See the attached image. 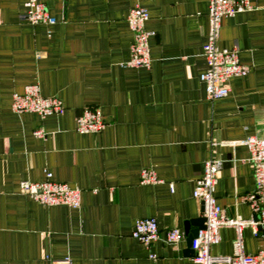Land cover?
<instances>
[{"label": "crops", "instance_id": "crops-1", "mask_svg": "<svg viewBox=\"0 0 264 264\" xmlns=\"http://www.w3.org/2000/svg\"><path fill=\"white\" fill-rule=\"evenodd\" d=\"M42 1L55 25H30L24 0H0V264H195L185 226L203 217L192 193L210 157L221 162L218 206L228 218H253L242 201L255 183L241 141L264 135V0L222 19L218 46L238 49L249 72L213 102L200 80L209 0ZM134 7L147 10L154 33L147 69L124 66ZM29 85L61 100L64 113H14L12 95ZM86 108L100 110L101 132H76ZM39 128L46 138L33 135ZM143 169L162 182L141 185ZM46 171L80 190L79 208L20 193L21 181H43ZM141 218L158 223L160 239L149 247L131 237ZM173 228L185 234L178 245L164 242ZM219 234L212 255H231L235 228ZM242 236L247 254L264 245L250 227Z\"/></svg>", "mask_w": 264, "mask_h": 264}, {"label": "built area", "instance_id": "built-area-1", "mask_svg": "<svg viewBox=\"0 0 264 264\" xmlns=\"http://www.w3.org/2000/svg\"><path fill=\"white\" fill-rule=\"evenodd\" d=\"M24 8L23 20L30 25L52 26L57 22L42 0H24ZM252 9L250 0H209L208 27L202 48L206 69L200 75V80L204 84L206 98L211 102L228 96L230 79L245 77L249 72V67L239 61L238 49L218 46L221 21L224 17ZM148 20L147 10L141 7H134L127 16L126 21L132 32L133 41L129 48V59L124 63L125 67L147 69L151 65L149 38L154 33L145 28ZM11 109L16 114L34 113L42 119L49 116H60L64 113L61 100L56 97L42 96L38 85H29L22 93H14ZM104 127L105 122L98 108H86L75 122V129L79 134H96ZM33 135L44 139L47 133L39 128L33 132ZM241 144L248 150V162L252 167L255 183L254 190L242 197V201L250 206L253 218L248 220L239 216L228 218L224 210L218 206L215 189L221 162L210 157L205 161L202 176L196 180L192 193L193 198L203 204V217L205 218L204 228L198 230L190 245L194 252L192 261L195 264H264V245L257 253L247 254L244 252L242 236V230L250 227L253 235L264 241V135L248 136L241 141ZM216 145V143H210L211 147ZM161 182L151 169H143L140 173L141 185H156ZM169 186L170 191L173 192V186L171 184ZM19 190L22 195L28 196L45 207L66 206L72 209L80 207V190L54 181L52 174L47 171L43 181H21ZM228 227H233L236 231L232 254L212 255L211 248L220 242V229ZM131 237L149 247L160 239L157 220L155 218L135 220ZM184 237V232L173 228L165 232L164 242L168 245H178ZM151 258L155 259L154 256ZM63 264L74 263L65 259Z\"/></svg>", "mask_w": 264, "mask_h": 264}, {"label": "water", "instance_id": "water-1", "mask_svg": "<svg viewBox=\"0 0 264 264\" xmlns=\"http://www.w3.org/2000/svg\"><path fill=\"white\" fill-rule=\"evenodd\" d=\"M203 205V204H202ZM203 210V208H202ZM204 211V210H203ZM205 218L200 217L199 219H196L189 224H186L185 226V234L188 236V244L191 245L192 240L196 237L198 230L204 228ZM192 224L194 226V229L189 233V225ZM192 254L194 255V252L192 251Z\"/></svg>", "mask_w": 264, "mask_h": 264}]
</instances>
